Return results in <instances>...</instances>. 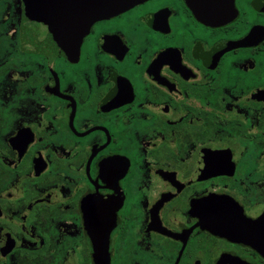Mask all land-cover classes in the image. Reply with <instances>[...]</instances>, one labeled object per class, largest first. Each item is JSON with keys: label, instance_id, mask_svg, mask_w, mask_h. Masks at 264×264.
I'll return each instance as SVG.
<instances>
[{"label": "flooded vegetation", "instance_id": "1", "mask_svg": "<svg viewBox=\"0 0 264 264\" xmlns=\"http://www.w3.org/2000/svg\"><path fill=\"white\" fill-rule=\"evenodd\" d=\"M201 1L53 55L0 0V264H264V0Z\"/></svg>", "mask_w": 264, "mask_h": 264}, {"label": "water", "instance_id": "2", "mask_svg": "<svg viewBox=\"0 0 264 264\" xmlns=\"http://www.w3.org/2000/svg\"><path fill=\"white\" fill-rule=\"evenodd\" d=\"M142 1L25 0V46L34 53L67 55L78 47L95 22L117 15ZM186 1L196 12L206 13L200 8L201 0ZM203 3L212 10L207 0ZM210 229L213 231L212 226Z\"/></svg>", "mask_w": 264, "mask_h": 264}]
</instances>
